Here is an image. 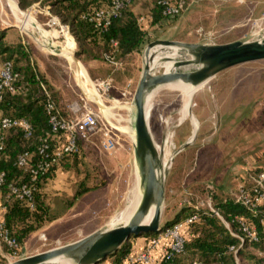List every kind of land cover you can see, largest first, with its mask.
Wrapping results in <instances>:
<instances>
[{"label": "rangeland", "instance_id": "1", "mask_svg": "<svg viewBox=\"0 0 264 264\" xmlns=\"http://www.w3.org/2000/svg\"><path fill=\"white\" fill-rule=\"evenodd\" d=\"M66 27L68 25L54 15L47 0H37L25 10L20 8L19 0H0V30L7 32L10 41L24 39L32 48L35 64L66 113L74 104L92 106V101L101 109L107 119L101 117L103 125L100 129H108L116 149L114 153H108L102 148L103 133L99 131L82 143L80 154L70 162L71 169L64 166L57 169L54 177L42 185L40 191L86 190L92 194L83 200L81 197L65 199L68 208L74 207L72 212L48 232L33 233L19 259L73 243L91 232L111 228L110 222L131 203V190L138 186V179L140 182L133 158V97L142 73L143 52L149 43L139 54L128 57L121 69H112L104 63L82 61L73 35ZM54 33L56 37L52 36ZM44 34L51 37L53 46L68 48L74 56L72 53L71 58L67 54H51ZM157 38L204 45H221L235 39H264V0H189L188 10L151 37V42ZM170 57L176 56L170 54ZM2 65L0 61V70ZM154 66L169 70L172 63L159 61ZM164 68L156 69L154 75L162 74ZM105 77L117 78V81L110 82L108 90ZM218 77H226L229 81L223 84ZM223 92L232 93L230 111L220 100ZM94 94L98 96L99 105L91 98ZM205 94L208 104L205 103ZM187 102L186 115L170 128L171 118L185 109ZM148 120L154 142L166 147L170 139L173 154L191 141L173 157L165 174L166 201L162 224L178 211L180 204L208 209L209 201L213 206L214 200L223 199L219 183L200 182L194 188L184 185L180 191H170L173 162L176 157V164L187 160L189 178L198 173L202 175L195 166L200 161L212 165L208 172L211 177L219 174L225 162L232 167L236 164L249 167L253 161L257 170H264V61L221 72L186 99L172 95L170 89L162 91L150 104ZM232 189L230 187L227 191ZM17 260L5 261V264Z\"/></svg>", "mask_w": 264, "mask_h": 264}, {"label": "trees", "instance_id": "2", "mask_svg": "<svg viewBox=\"0 0 264 264\" xmlns=\"http://www.w3.org/2000/svg\"><path fill=\"white\" fill-rule=\"evenodd\" d=\"M35 1L37 0H19L20 8L25 10ZM148 1L146 5L150 13L147 21L152 27L163 20V9L159 5L160 0ZM47 2L54 15L62 23L68 25L75 44L78 46V57L87 64L90 62L104 63L115 69L117 67L107 60V56L115 61L124 62L128 57L139 54L143 47L152 41L148 34L149 30L139 22L140 17L133 11L139 0H130V3L106 30L95 28L94 24L84 17L96 10L110 7L112 0H47ZM0 61L3 63L2 67L7 63L11 65L13 76L11 89H5L3 92L0 114L13 119H26L33 126L32 137L29 139L25 138L23 132L18 129L6 134L5 147L0 151V174L5 173L9 183L23 184L30 181L31 174L29 170L26 171L16 165L18 158L27 152L35 156L37 148L49 133L48 118L45 113V90L51 93L57 103L58 100L50 84L35 64L32 48L24 42V39L10 41L7 32L0 30ZM112 78L105 80L115 79L117 81V78ZM59 107L64 115L69 114L60 105ZM58 143L59 140L55 138L50 141L53 149ZM81 145L82 142L79 143V153L66 157L59 164L54 165L47 175L38 180L33 210L20 201H14L8 206L4 216L6 226L11 235L17 239L21 250L25 241L33 233L55 219L49 215V209L45 205L40 190L45 182L54 177L57 169L63 166L71 169L70 162L80 154ZM5 190L6 185L3 188V191ZM86 192V190L76 191L74 200ZM213 208L218 210L230 223L237 215L255 224L259 232V242L247 241L242 245L240 240L226 228L222 220L209 209L186 206L164 223L163 230L183 221L186 218L185 215L187 217L194 214L198 216L197 220L183 231L186 239L185 249L182 254L175 256L174 263L264 264V205L255 213L227 198L214 200ZM237 228L236 224H231L232 232L237 233ZM157 235L148 234L141 237L151 241ZM136 238L139 237L131 238L107 260H110L111 264H126L129 260L131 242ZM0 264H5V260L0 258ZM159 264L167 263L161 258Z\"/></svg>", "mask_w": 264, "mask_h": 264}, {"label": "built area", "instance_id": "3", "mask_svg": "<svg viewBox=\"0 0 264 264\" xmlns=\"http://www.w3.org/2000/svg\"><path fill=\"white\" fill-rule=\"evenodd\" d=\"M129 3L130 0H112L110 7L96 10L84 18L94 24L95 28L106 30ZM159 5L163 9V20L173 22L188 10L189 0H160ZM139 22L145 24L146 18L141 17ZM106 58L117 68L121 65L120 61H115L110 56ZM12 82L11 65L7 63L0 70V101L4 90L11 89ZM110 82V79L106 81L105 88L107 90L110 87ZM45 98V113L48 118L49 133L37 148L35 156L27 152L21 155L16 162L19 168L29 170L31 174L30 181L23 184L9 183L6 174H0V256L6 261L19 259L21 253L17 239L11 235L6 226L4 216L8 206L14 201H20L33 210L35 208L34 194L37 190L36 183L38 180L47 175L54 165L59 164L66 157L79 153V143L89 141L97 132L103 133L101 145L106 152L114 153L116 149L115 141L108 129L105 128L104 131L103 128L100 129V126L103 125L102 118L92 106L74 104L66 116L47 90H45ZM14 129L21 130L27 139L32 137L33 126L28 120L13 119L0 114V151L5 147L6 134ZM54 138L58 139L59 143L53 149L50 141ZM5 185L6 190L3 191ZM230 199L235 204L256 213L264 205V171L250 170L245 172L240 178L238 187L230 193ZM208 209L222 220L226 228L234 237L240 240L242 245L247 241L259 242V232L255 224L237 215L234 216L231 223L226 221L219 211L213 208L210 201L208 202ZM197 217L196 214L188 216L183 221L161 231L156 238L149 242L145 250L130 258L128 263H153L152 251L161 242H166L162 259L167 264H175V256L182 254L185 249L186 239L183 231L188 225L196 221ZM231 224H236L238 227L237 233L232 232Z\"/></svg>", "mask_w": 264, "mask_h": 264}, {"label": "water", "instance_id": "4", "mask_svg": "<svg viewBox=\"0 0 264 264\" xmlns=\"http://www.w3.org/2000/svg\"><path fill=\"white\" fill-rule=\"evenodd\" d=\"M171 48L180 49V53L171 59V68L166 73L151 79L149 71L155 54L160 50ZM55 51L59 53V50ZM143 58L142 73L133 97L132 118L133 158L137 172L142 179L143 190L140 203L130 220L123 225L95 231L73 243L32 256H24L10 264L50 262L101 264L114 256L131 238L159 234L164 228L162 217L166 201V175L163 176L159 171V159L153 147V138L146 118L148 97L154 95L172 77L190 79L193 86H198L231 68L264 61V39L260 41L241 39L221 45L157 40L145 47ZM94 104L92 101L96 112L102 118H106L101 109ZM195 134L196 132L193 138ZM190 143L191 141L184 144L174 154V157ZM151 212L152 217L147 221Z\"/></svg>", "mask_w": 264, "mask_h": 264}, {"label": "crops", "instance_id": "5", "mask_svg": "<svg viewBox=\"0 0 264 264\" xmlns=\"http://www.w3.org/2000/svg\"><path fill=\"white\" fill-rule=\"evenodd\" d=\"M148 3H149L148 0H142V1L139 0V2L134 7L133 11L140 18L141 17H146V22H145L144 25H145L146 29L149 30V32H148L149 36L153 37L154 35H157L161 31H163L172 22H165L164 20H162L158 25L150 27L149 22L147 21V19H148L147 16H149V13H150L149 12V8L146 5ZM161 39L162 38H157L156 40H161ZM236 40L237 39H235L233 41H236ZM123 66H124V62L122 61L121 65L118 68L121 69ZM218 78H219V80H223V84L226 83L227 81H229V79L226 78V77L223 78V79H222V77H218ZM221 84H222V81H221ZM204 97H205V103H207L208 102V98H207L206 94L204 95ZM220 100L223 101L224 105H227L229 107L231 105L232 93L231 92H223V93H221ZM228 111H230V107L228 108ZM227 144L230 145L229 142ZM227 144H226V146H228ZM176 160H177V157L175 158V160L173 162L172 171H171L170 177H169V180H170V186H169L170 191L171 190L173 191V189L175 191H180V190L183 189L184 185H186L187 187L190 186V188H194V186L197 187L198 185H200V182L201 183H205V182H210V183L216 182L217 183L218 182L219 186H220V190H221L220 194L222 195L223 199H227V198L230 199V193L232 191H227V190L230 187H233V189H235L234 187L238 184V182L240 181V178L242 177V175L245 172L250 171V170H254V168H255V170H257L256 167H254L256 165H255V163L253 161L250 162L249 167L248 166L244 167V166H241V165H238V164H236L235 166L232 167L231 164H229L228 162H225V163H223L224 165L220 169L219 174L216 177H215V174L213 175V177H211V176H208V172L210 171L212 165L210 167L209 162L200 161V163H195V166L199 167L198 170L202 171V175L199 176V173H198L197 175H194L192 178H189L188 177L189 176V173H188V171H189V169H188L189 163L187 162V160L182 161L179 164H176ZM213 166H215V165H213ZM75 193H76V191L75 192L74 191H41V194H42L43 200L45 202V205L49 209V215L51 217L54 215L53 217L55 219L53 221H51L50 223L45 224L38 231H42L44 233L48 232L49 228H51L58 221L63 220L69 212H72L74 207L71 206V207L68 208L67 204H66V202H67L66 200L70 199V198H73ZM90 194H92V192H88L87 191L85 194H83V196H81L80 199L83 200L87 196H89ZM180 205L181 206L178 209V211L181 208H183V207L191 206L190 204H187V205L180 204ZM178 211H176V213ZM55 213H58V214L56 215ZM176 213H174L169 218H172ZM185 217H187V215H185ZM91 233H93V232H91ZM31 240H32V235L25 241V243L23 245V250H24V248L27 246V244ZM149 242H150V239H147L145 237H139V238L133 239L132 242H131L132 245H131V251H130V254H129V259L132 258V257H135L140 252L145 250V248L147 247ZM165 246H166V242H161L158 245V247L152 251L151 254H152V257L154 259V262L151 263V264H159L160 263L161 258H162L163 253H164V247ZM0 258H2V257L0 256ZM2 259H4V258H2ZM4 260L6 261V259H4ZM103 264H111V261L107 260ZM126 264H129L128 260H127Z\"/></svg>", "mask_w": 264, "mask_h": 264}, {"label": "bare ground", "instance_id": "6", "mask_svg": "<svg viewBox=\"0 0 264 264\" xmlns=\"http://www.w3.org/2000/svg\"><path fill=\"white\" fill-rule=\"evenodd\" d=\"M44 36H45V34H44ZM52 36L56 37L57 34L54 33ZM45 37L48 39L47 44L50 45L49 46V51L51 52V54H54L56 56H62V55H65V54H67L68 56L69 55L70 56H72V55L74 56V52L72 53L68 48L67 49L66 48L62 49L61 48L62 49L61 50L60 48H56L55 46H53V44L51 43V37H48L47 34H46ZM260 40H263V39H257V40H253V41H260ZM56 49L59 50L58 54L55 51ZM70 53H72V55ZM179 53H180V49L179 48H171V49H167V50L158 51L155 54L153 62L150 65V71H149L150 72V74H149L150 78L151 79L156 78V77H158V76H160V75H162V74H164V73H166L168 71L167 69L164 68V66H158V67L154 66L155 63H157L159 61H164L166 64L172 63L171 59L174 58V57H170V54L173 55V56H177ZM158 68H164L165 71L162 74L154 75V71L156 69H158ZM208 81H206V82H208ZM206 82L204 81V82L200 83L198 86H193V84L191 83L190 79L180 78V77H172V78H170L167 82H165L155 92L154 95L148 97L147 105H146V118H147V121L149 122L148 118H149V107H150V104L155 99V97L159 93H161L162 91H164L166 89H170L172 95H177L178 97H181V99H186V98H189L194 92L197 91V89L199 87L204 85ZM162 89H164V90H162ZM91 98L95 99V101L99 105V102H98L99 99H98L97 95L94 94L93 96H91ZM188 106H189V102H187L185 109H183L181 112L176 114L173 118H171L170 128L172 126H174L175 123L180 118H182L184 115H186ZM196 131H197V129L195 130V132ZM153 147H154L156 155H157V157L159 159V171H160V173L163 176H165V174L167 172V169H168V167H169V165L172 162V159L174 157V154L172 153L173 152L172 151L173 144H172L171 140L169 139V142H168L167 146L166 147H161V146L157 145L154 142V140H153ZM138 177H139V175H138ZM142 190H143V184H142V179L140 177V182H139V179H138V186H136V188H133L131 190V194H130V197L132 198L131 203L124 209V211H122L115 219H113L110 222V224H109L110 227H115V226H118V225L126 224L130 220L131 216L133 215L134 211L137 209V207H138V205L140 203V200H141V197H142ZM151 217H152V212H151L150 216L147 218V221H149ZM61 261H60V263H61ZM62 262H64V261H62ZM56 263H58V262H50V263H45V264H56Z\"/></svg>", "mask_w": 264, "mask_h": 264}]
</instances>
